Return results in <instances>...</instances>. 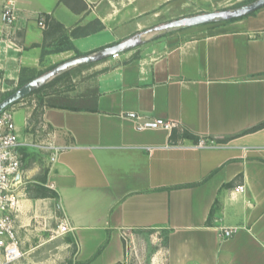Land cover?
<instances>
[{
	"label": "crops",
	"instance_id": "0c3cea01",
	"mask_svg": "<svg viewBox=\"0 0 264 264\" xmlns=\"http://www.w3.org/2000/svg\"><path fill=\"white\" fill-rule=\"evenodd\" d=\"M231 1L18 0L25 16L49 13V23L21 20L22 29L0 33V69L38 62L56 25L70 46L54 53L84 54ZM144 44L120 60L92 62L108 61L93 67L84 91L64 94L90 93L96 111H15L21 140L38 137L42 123L68 146L53 164L32 146L20 148L18 235L33 221L66 217V246L79 264L123 263L125 241L149 230L162 236L164 264H264V124L254 128L264 122V6ZM137 116L179 126L138 130ZM200 138L215 145H192ZM222 227L233 235L222 237Z\"/></svg>",
	"mask_w": 264,
	"mask_h": 264
},
{
	"label": "rangeland",
	"instance_id": "374dc122",
	"mask_svg": "<svg viewBox=\"0 0 264 264\" xmlns=\"http://www.w3.org/2000/svg\"><path fill=\"white\" fill-rule=\"evenodd\" d=\"M233 1L228 3L219 2L220 6H210V8L213 9L209 10L213 11L236 7L247 3L250 0ZM198 12L200 13L202 11L200 10ZM51 36L56 40L52 39L49 41V44L45 46L47 49L43 51L41 58L34 65L23 64V66L19 68L20 70L15 73L9 72L8 74H5L4 70L0 69V100L31 78L50 70L55 65L67 59L81 54L72 51H65L62 54L54 53L58 48H68L70 45L67 39L68 35L62 29H52ZM120 57L121 56H111L108 61L120 60L122 58ZM108 61L76 66L68 70L66 73L53 78L51 83L46 87L24 96L17 102L9 105L8 108H12L14 111L19 108H30L33 110V115L38 116L45 106H49L52 103L53 96L68 93L76 95L84 91L86 89L85 86L87 85V81L96 77L93 75L96 74L93 67L101 66L102 63H108ZM38 121L39 119H37V122ZM33 122H35V120L27 121V128L30 127L33 129ZM29 124L31 125L28 127ZM36 154L38 156L42 155V157H45L46 155L47 157V152L40 149H38ZM36 154H34L33 157L39 158ZM32 189L36 192L35 187H32ZM59 222L60 221H55L53 218L47 219L45 225L33 221L31 224V231L27 232L22 230L19 235L22 240V250L24 253L14 264H79L75 259L73 246H66L67 234L60 235L58 233L57 227ZM125 245L126 259L120 264H164V256L162 257V251L164 250L162 247L164 243L160 232L157 233L154 230L146 231L144 238L135 241V243H131V241L127 239Z\"/></svg>",
	"mask_w": 264,
	"mask_h": 264
},
{
	"label": "built area",
	"instance_id": "2783aa9c",
	"mask_svg": "<svg viewBox=\"0 0 264 264\" xmlns=\"http://www.w3.org/2000/svg\"><path fill=\"white\" fill-rule=\"evenodd\" d=\"M18 0H0V33L14 29H22L21 20L27 22L33 18L39 27L45 28L49 13L33 12L25 16L18 7ZM119 55V54H118ZM114 55V56H118ZM15 111L6 107L0 112V264H14L23 256L22 240L20 239L15 223V216L19 208L18 188L21 180V153L23 146H32L47 152V160L50 164L56 163L59 154L68 148L55 142V131L41 123L40 135L34 139L21 140L19 129L15 121ZM134 125L138 130L143 129H165L172 132L179 123L164 118H142L134 117ZM181 145V141L172 142ZM197 147H212L215 141L200 138L192 143ZM240 185L237 190L241 191ZM58 233L67 234L73 230L66 217L58 224ZM222 237H230L234 228H221Z\"/></svg>",
	"mask_w": 264,
	"mask_h": 264
},
{
	"label": "water",
	"instance_id": "95a60500",
	"mask_svg": "<svg viewBox=\"0 0 264 264\" xmlns=\"http://www.w3.org/2000/svg\"><path fill=\"white\" fill-rule=\"evenodd\" d=\"M262 6H264V0H252L236 7L200 12L170 19L142 31H138L116 43L74 56L55 65L50 70L31 78L5 96L0 100V112L24 96L46 85L53 78L66 73L68 70L76 66L96 62L104 58L124 53L148 41L177 30L238 18L257 10Z\"/></svg>",
	"mask_w": 264,
	"mask_h": 264
},
{
	"label": "trees",
	"instance_id": "16d2710c",
	"mask_svg": "<svg viewBox=\"0 0 264 264\" xmlns=\"http://www.w3.org/2000/svg\"><path fill=\"white\" fill-rule=\"evenodd\" d=\"M235 19V18H233ZM49 23V21H46V24ZM56 29H60V27L58 25L54 26ZM56 78V77H55ZM51 83V81L38 88L37 90L33 91L36 92L41 88L46 87L47 85H49ZM31 92V93H33ZM92 94V93H91ZM52 106H56L59 108H65V109H70V110H90V111H96V106L94 104V98L93 96L90 95V93L84 94L83 96L80 97H70L68 95H56L54 96V99H52ZM264 124V122L260 123L259 125H257L254 128H258L261 127ZM37 187L39 189H41L42 191L39 193L42 194V196H47L48 193H46V188H44L42 185H37ZM57 194L52 191L50 193V196H56ZM67 240H73V238L70 237H66ZM106 241L100 246V248L98 249V251L96 253H99L100 250L103 248V246L105 245Z\"/></svg>",
	"mask_w": 264,
	"mask_h": 264
}]
</instances>
